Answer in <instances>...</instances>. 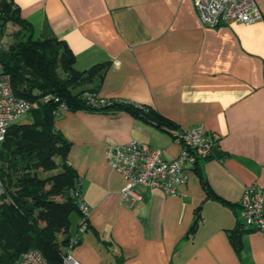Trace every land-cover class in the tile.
Segmentation results:
<instances>
[{
	"label": "crops",
	"instance_id": "crops-1",
	"mask_svg": "<svg viewBox=\"0 0 264 264\" xmlns=\"http://www.w3.org/2000/svg\"><path fill=\"white\" fill-rule=\"evenodd\" d=\"M14 1L35 38L67 44L77 70L108 64L101 81L76 91L95 88L165 120L161 128L125 109L60 112L56 128L71 143L66 162L89 205L73 257L82 264H264V230L245 229L240 249L231 241L244 224L246 186L264 190V0H256L261 20L217 27L200 23L194 0ZM197 125L224 155L199 160L177 195L146 189L141 201L125 200V178L111 168L108 148L137 140L173 158L182 147L176 135ZM74 215L69 235L80 221Z\"/></svg>",
	"mask_w": 264,
	"mask_h": 264
},
{
	"label": "trees",
	"instance_id": "trees-1",
	"mask_svg": "<svg viewBox=\"0 0 264 264\" xmlns=\"http://www.w3.org/2000/svg\"><path fill=\"white\" fill-rule=\"evenodd\" d=\"M0 20V40L8 24H18L23 32L17 43L0 52V61L16 95L33 103L28 113L31 121L12 124L0 148L5 185L0 200V264H17L31 248L39 249L50 264H60L62 247L72 237L68 234L71 216L78 214L81 219L82 215L74 193L80 179L66 162L71 143L56 128L61 105L67 110L125 109L161 128L165 120L146 107L124 100L102 107L88 105L85 93L96 89H76L93 83L96 76L101 81L107 63L77 70L75 55L67 44L50 35L35 38L14 0H0ZM59 70L65 75L61 76ZM56 157L62 158L61 165ZM202 183L210 192L203 178ZM244 230L242 227L231 234L237 249L242 246ZM59 234L65 235L60 239Z\"/></svg>",
	"mask_w": 264,
	"mask_h": 264
},
{
	"label": "built area",
	"instance_id": "built-area-1",
	"mask_svg": "<svg viewBox=\"0 0 264 264\" xmlns=\"http://www.w3.org/2000/svg\"><path fill=\"white\" fill-rule=\"evenodd\" d=\"M194 5L200 23L207 27H217L227 20L252 24L263 18L256 0H194ZM85 99L88 105L94 107H102L113 101L98 96L96 92L85 93ZM43 100L45 102L48 98ZM32 108L30 100L16 95L11 77L0 74V148L10 126ZM63 110L66 107L61 105L57 113ZM176 140L182 147L173 158L166 157L162 149L137 140L108 148L106 158L111 168L125 178L121 192L125 200L141 201V191L146 189H161L168 195H177L178 188L187 181V171L199 160L214 157V148L218 145L217 139L209 136L202 125L180 131ZM2 168L0 158V200L5 191ZM74 193L82 215L76 233L62 249L60 264H82L72 254L74 246L88 228L89 205L81 194V181ZM240 206L244 217L243 228L264 230V190L257 183L246 186ZM17 264L50 263L39 249L31 248L21 255Z\"/></svg>",
	"mask_w": 264,
	"mask_h": 264
},
{
	"label": "rangeland",
	"instance_id": "rangeland-1",
	"mask_svg": "<svg viewBox=\"0 0 264 264\" xmlns=\"http://www.w3.org/2000/svg\"><path fill=\"white\" fill-rule=\"evenodd\" d=\"M25 32L26 31H24V33ZM21 35H23V32L20 31V26L18 24L12 23V27L10 29L8 28L7 33L5 31V34H3V37L0 40V52L7 49L11 44L17 43L20 40L19 37ZM59 73L61 76L65 75L61 70H59ZM0 74H6L3 71V65L1 61H0ZM31 118H32L31 114H26L18 118L15 123H26V122L31 121ZM71 221H72L71 225H75L76 216L74 214L71 217Z\"/></svg>",
	"mask_w": 264,
	"mask_h": 264
},
{
	"label": "water",
	"instance_id": "water-1",
	"mask_svg": "<svg viewBox=\"0 0 264 264\" xmlns=\"http://www.w3.org/2000/svg\"><path fill=\"white\" fill-rule=\"evenodd\" d=\"M214 155H215L216 157H218V158H221V157L224 155V153H223L220 149H218V148L216 147V148H214Z\"/></svg>",
	"mask_w": 264,
	"mask_h": 264
}]
</instances>
